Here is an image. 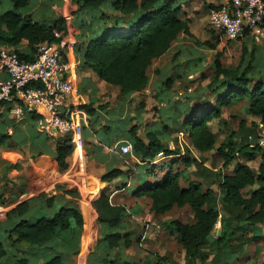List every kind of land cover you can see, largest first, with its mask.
<instances>
[{
	"label": "trees",
	"instance_id": "trees-1",
	"mask_svg": "<svg viewBox=\"0 0 264 264\" xmlns=\"http://www.w3.org/2000/svg\"><path fill=\"white\" fill-rule=\"evenodd\" d=\"M9 1L15 10L0 13V49L13 48L21 60L31 62L40 44L60 41L55 38V31L62 36L68 35L64 18L60 17L52 24L40 23L32 20L30 15L17 12L28 0ZM74 1L77 4L74 23L79 30L75 54L80 67L91 69L101 80L118 86L122 96L147 87L148 70L153 60L166 53L181 34L192 38L198 47L216 50L218 39L213 43L201 42L189 31L188 20L182 17L185 14L182 6L190 0ZM73 31L76 33V29ZM21 41L27 43L29 52L20 53L15 48ZM255 53L252 49L249 55L247 46L242 44L241 65L232 68L224 67L220 60L222 52L215 51L209 66L211 75L208 83L191 96L174 98L175 78L166 77L159 82L154 97L158 102H168L166 110L170 117L166 120L170 123L142 137L131 130L134 135L133 153L143 163L140 170L145 176L136 194L149 198L150 209L157 215L169 212L173 207L188 206L191 210L190 222L178 219L165 222L166 230L174 233L181 244L186 261L205 262L211 255L212 261H219L224 255L229 258L233 254L236 256L243 246L264 241V232L255 233L256 227L264 224V150L256 145L259 136L257 124L264 127V66L256 61ZM203 60L204 57H199L193 66L200 69ZM235 101H245L247 114L258 118V123L246 126L240 121L237 130H230L227 140L215 146L216 133L210 123L215 118L220 119L223 108ZM81 107L88 115L94 114V110L86 105ZM25 116L35 119L32 113ZM2 123L8 125L10 122L8 119ZM0 129L1 148L9 144L11 136ZM179 134L186 136L187 145L184 147H180L177 141ZM192 150L198 153L214 150L222 159V165L215 171L205 169L203 173L195 171L192 174L195 177L203 174L210 181L192 180L185 176L187 170L174 169L177 164H183L184 169L191 164L201 167L191 155ZM261 150L262 162L256 172L237 161L240 155L247 161L253 160ZM71 152L70 138L62 135L56 144V162L61 171L67 169ZM159 156L168 160L153 165ZM230 166L232 169L228 170ZM10 167L17 168L18 165ZM132 176L133 170L114 168L103 173L100 179L102 182L117 178L127 181ZM212 185L217 187V193ZM58 190L61 204L50 218L43 216L30 221L32 210L28 203L14 207L10 213L20 220L11 226L8 240L41 247L61 237L63 242L71 241V255L78 254L79 239L84 229L78 206L80 195L75 189L59 187ZM54 200V197L48 199L47 204L51 206ZM91 205L97 214L100 238L87 264H135L124 254L133 244L132 234L123 226L129 215L125 207L113 205L105 190ZM218 221L220 226L216 228ZM8 257L13 264H30L26 256L10 251L0 242V264H4ZM166 261L165 257L157 256V264ZM40 264H61V254Z\"/></svg>",
	"mask_w": 264,
	"mask_h": 264
},
{
	"label": "crops",
	"instance_id": "crops-1",
	"mask_svg": "<svg viewBox=\"0 0 264 264\" xmlns=\"http://www.w3.org/2000/svg\"><path fill=\"white\" fill-rule=\"evenodd\" d=\"M7 10H15L14 4L9 0H0V13ZM76 11L77 4L74 0H28L25 6L17 9V12L22 15H30L32 20L40 23L52 24L60 17L66 20L69 33L63 36V55L71 65L68 79L73 86L67 104L71 108L77 109L82 115L83 132L79 143L71 142L72 152L68 157V167L65 171H61L56 162V144L62 135L45 129L44 126L49 116L44 109L40 108V112L33 114L35 119H29L25 115V117L17 119L12 112V103L1 104L0 128L11 138L7 146L0 148V242L10 251L16 253L18 251V254L26 256L30 264H40L58 254H61V264H87L88 257L100 238V225L91 203L99 197L102 190H105L109 195L110 202L113 205L124 206L129 214L124 220L123 226L125 231L132 234L133 244L125 250L124 254L129 261L135 264H157V256L165 257L166 262L169 261L173 264H264V241H256L243 246L236 256L233 254L229 258L224 255L219 261L216 259L212 261L213 255L205 262L186 261L184 250L175 234L169 233L165 227V221L169 217L170 211L157 215L150 209V199L144 195L136 194L140 189L139 185L145 178L140 170L143 163L134 153L123 155L119 149L124 142L132 144L134 136L131 132L132 129L136 131V136L142 137L149 131H156L168 121L166 120L170 117L166 110L168 102H158L154 97L159 82L172 76L161 74L166 59L167 61L176 60L178 63L185 60L182 62L184 64L181 63L186 70L185 76L189 74L187 78L192 79L193 75L201 71L204 60L201 61L200 69L194 67L193 63L203 56H193L190 50L185 53L183 51L186 48H190L192 51L208 48L198 47L192 38L179 35L177 41L166 53L153 60L148 70L147 87L141 91L133 92L129 96H122L118 86L101 80L91 69L80 67L75 54L76 35L79 31L74 23ZM182 17L188 20L189 31L198 40L193 31L191 16L182 14ZM75 29L76 33L73 31ZM189 39L191 40L189 41ZM220 43L223 41L219 40L217 46ZM238 43L240 50L242 44L247 46L249 55L252 49L259 50V63L263 64L264 44L250 48L254 42L248 34L242 37ZM182 44H185V47L180 48L181 53L177 49L173 52L172 57L167 58L174 47ZM15 48L20 53L29 52L25 41H21ZM8 49L14 50L13 48ZM188 61H191L190 64ZM181 64L179 63V65ZM201 75L200 77H202ZM177 76L182 77L180 73ZM0 78H6V75L0 73ZM173 90L174 98L193 95L192 90L180 92L175 90L174 86ZM171 94V92L168 94L169 98H171ZM150 99H155L154 103L158 104V114L161 120L146 119ZM84 105L94 110V114L88 115L86 109L81 107ZM234 117L236 121L239 117H246L250 118L251 123H258V118L247 114L246 105L243 109L235 110L229 114L227 121L234 120ZM8 119L10 122L8 125L2 123ZM241 119L238 124L242 121ZM66 136L71 138L69 135ZM163 159L165 160L166 157H157L153 161V165H157ZM15 164L18 165L17 168L10 167ZM114 168L124 171L133 170V176L127 181L124 178H117L110 182H102L101 175ZM59 187L75 189L80 195L78 206L83 216L84 229L79 239V253L71 255V241L63 242L61 237H56L57 240L49 241L41 247L13 243L8 240L11 226L20 220L10 211L18 204L28 203L32 210L30 221L43 216L50 218L61 204L59 202L61 200ZM130 188L133 190L131 193L128 192ZM52 197L55 200L49 206L47 200ZM86 200L90 201L92 208L88 220L85 209L81 205L83 201L85 207L90 209ZM262 232H264V224L258 225L255 230L256 234ZM83 246H86V251L80 253ZM4 264H13V261L8 257Z\"/></svg>",
	"mask_w": 264,
	"mask_h": 264
},
{
	"label": "built area",
	"instance_id": "built-area-1",
	"mask_svg": "<svg viewBox=\"0 0 264 264\" xmlns=\"http://www.w3.org/2000/svg\"><path fill=\"white\" fill-rule=\"evenodd\" d=\"M208 21L228 41L248 34L253 42L264 44V0H230L228 5L210 9ZM54 36L60 41L40 44L31 62L21 60L15 50L0 49V73L6 75L0 78V111L1 104L12 103L13 114L20 119L43 108L49 116L45 129L69 135L75 144L81 141L83 117L67 104L73 91L68 79L71 65L63 55V36L58 31ZM258 129L256 145L264 150V127L259 124ZM119 149L123 155L133 153L129 142H124ZM219 226L218 221L215 227Z\"/></svg>",
	"mask_w": 264,
	"mask_h": 264
},
{
	"label": "rangeland",
	"instance_id": "rangeland-1",
	"mask_svg": "<svg viewBox=\"0 0 264 264\" xmlns=\"http://www.w3.org/2000/svg\"><path fill=\"white\" fill-rule=\"evenodd\" d=\"M230 2V0H190L188 1V3H184L182 6V12L186 14H189L192 18L191 22L193 23V31L196 34V37L198 38V40L205 41V40H209V42L213 43L215 42L217 39L218 41L220 40V42L223 41V43H220L217 47L216 50L221 51V63L224 67H236V66H240L241 62H242V58H241V50H240V44L238 43V41L244 37L246 34L240 36V38H238L237 40L234 41H228L225 39V37L223 36V33L218 31V30H214L212 29L209 24H208V11L212 8H216L219 6H224V5H228ZM191 39H189L190 41ZM185 44L182 45H177V47H174L170 53L168 54L167 58L172 57L173 56V52L177 51V49H179L180 53L181 51V47L184 46ZM253 46H250V48H253L255 46L260 45L259 43H255L252 44ZM179 46V47H178ZM185 47V46H184ZM2 48H6V47H2ZM190 53L192 52L193 56L195 55H200L204 57V61L202 63L201 66V71H199L196 75H193L194 77H192V79L187 78V76H185V67L182 65L185 62V60H182L181 62L179 61V63L181 65H179V63L175 60H171V61H167L165 62V65L162 67V73L163 76L164 75H172V77L175 78V82L173 84L174 89L178 90L180 92H184L188 89L192 90V94H195L199 91H201V88H203L209 80V77L211 75V70L209 69V65L213 59V56L215 54V51L213 49L208 50V49H202V50H191L190 48H186L183 53H185V51H189ZM255 50V49H253ZM255 58L257 59L256 61L259 62V50L255 51ZM179 57V56H178ZM255 61V62H256ZM251 62V61H249ZM259 64V63H258ZM260 66H264V61H263V65ZM181 74V78H179V76H177L178 73ZM200 74L203 75V77H200ZM150 75L151 72H150ZM151 77V76H150ZM150 103H149V109L147 112V117L146 119L148 120H161L160 115L158 114V108H157V103H154L155 99H150ZM156 102V101H155ZM155 104V105H154ZM246 102L245 101H235L231 106L225 107L223 108V115L220 119H213L212 122L210 123V127L212 129V131H214L216 133V143L215 146H218L221 142H224L227 140V133L229 132V130H237L238 128V121L241 118L243 122L246 123V126H249L251 121L250 118H246V117H239V119L236 121L235 117L233 118L234 120H228V115L232 114L235 110H239V109H243V107H245ZM167 124L170 123V121L168 120L166 122ZM176 136V135H174ZM177 141L179 142L180 147H183L185 145H187V139L186 136L184 134H179L178 135V139ZM262 150L257 152L255 155V158L253 160L247 161L246 158L242 155L237 157V161H240L242 163L247 164L248 166H250L255 172L257 171L259 165L262 162L261 159V154H262ZM202 153H198L194 150L191 151V155L199 162V164L201 165V167L195 165V164H191L187 169H184V165L183 164H177L175 165L174 169L175 170H187V172H183L185 174V176L189 177L192 180H202L203 182H208L209 179L207 180V178H204L203 174H201V177H195L193 174V172H198V173H203V171L206 169L208 171L210 170H214V169H218L220 168V166L222 165V159L215 153V151H208L205 152L204 154ZM168 160V159H166ZM166 160H162L160 162L166 161ZM160 162L158 164H160ZM236 163V160L233 161V164ZM231 169V166L228 167V170ZM183 174V175H184ZM184 181V180H183ZM213 190L215 193H217V187L215 185L212 186ZM133 190L130 188L129 189V193H131ZM87 204L89 205V208L83 204V201L81 202L82 208L84 207L85 209V215L86 218L88 220V218H90L91 215V211L92 208L90 206V201L86 200ZM89 210V211H87ZM191 210L188 206L185 207H173L170 212H169V217L166 219L165 222H167L168 220L171 219H178L182 222H190L192 221L191 219ZM90 230V228H89ZM90 233L92 234L91 230ZM89 246V245H88ZM87 246V247H88ZM86 246H83L82 250L80 251V253L82 251H86L85 248Z\"/></svg>",
	"mask_w": 264,
	"mask_h": 264
}]
</instances>
